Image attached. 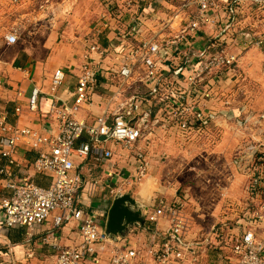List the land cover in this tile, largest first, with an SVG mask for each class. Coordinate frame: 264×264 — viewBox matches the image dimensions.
<instances>
[{
	"label": "built area",
	"instance_id": "1",
	"mask_svg": "<svg viewBox=\"0 0 264 264\" xmlns=\"http://www.w3.org/2000/svg\"><path fill=\"white\" fill-rule=\"evenodd\" d=\"M246 2L258 10H264V0H186L182 8L194 5L196 13L170 39L161 38L159 31L139 38L142 33L140 18L133 19L129 27V34L137 39V43H128L125 40L127 33L121 35L123 44L121 42L116 49L120 54L119 74L123 86L131 84L139 76L144 82L154 83L155 89L158 84L162 85V81L166 83L165 86H173V80H166L164 71L160 69L162 58L168 55L166 47L171 49L169 55L181 54L183 64L176 69L174 77L178 80L177 75L184 73L188 84L182 90H177L175 95L173 93V99L169 97L172 101H169L171 104L166 110V121L157 115L151 118V110L144 108L150 101L139 94L120 101L112 113L104 112L93 123L80 116L81 108L89 101L94 87L104 75L93 55L109 54L111 47L101 44L92 45L91 50L83 54L84 62L77 74L71 100H63L58 95L67 76L66 71L59 68L51 76L49 96L53 98L51 112L55 123L50 131L43 133L32 126L12 124L8 121L7 113L1 116L0 154L7 157V163L0 168V174L6 179L1 201L6 225L34 229L51 219L54 227L51 237L55 240L52 246L57 252L54 264H186L184 251L193 245L185 240L189 225L178 204L161 201V205L153 212L145 210L149 221L156 222L159 217L169 220L161 243L128 244L122 235L109 234L105 226L80 206L84 179L76 170L74 157L75 154L85 157L94 154L101 160L110 159L114 152L100 147L102 137L129 149L150 137L160 123L164 124L163 127L174 123L182 133L190 132L196 126L200 131L205 129L213 118L212 111L206 110V97L209 96L206 87L210 88L214 84L211 79L223 67L231 66L236 61L237 55L228 53L224 46L232 43L226 41L225 31L232 28V23L237 20ZM222 16L226 21L221 40L210 42L207 49L193 48L191 38L201 26H214ZM108 28H112L110 23ZM114 30L119 33L118 29ZM6 39L14 44L18 35L12 32L7 34ZM250 41L246 43L250 44ZM142 68L143 73L140 74ZM3 85L4 81L0 78V86ZM42 93L40 85L33 86L27 97V109L31 113L39 112ZM21 112L22 106H16L15 114L19 117ZM248 113L242 120L236 119L238 126L245 127L247 123L264 126V114L257 116ZM251 130L250 139L240 144L235 151V162L240 170H246L260 151L261 139H257V135L264 128L260 132ZM83 135L88 136V141L82 142L76 149L77 141ZM21 142L38 150L34 168L52 175L48 187L37 184L29 177H17L14 173L15 160L12 155ZM149 171V162L139 159L135 178L141 182ZM69 223L74 224L78 240L61 245L57 230ZM239 224L242 233L233 246L228 264H264V198L258 207L245 213ZM109 250L111 253L107 255ZM3 255L0 248V264H3Z\"/></svg>",
	"mask_w": 264,
	"mask_h": 264
},
{
	"label": "rangeland",
	"instance_id": "2",
	"mask_svg": "<svg viewBox=\"0 0 264 264\" xmlns=\"http://www.w3.org/2000/svg\"><path fill=\"white\" fill-rule=\"evenodd\" d=\"M166 1L170 5H178L182 0ZM163 3L165 0H0V76L10 77L9 69L17 64V57L27 55L26 51L34 57H44L46 43L62 45L59 52L69 46L85 54L92 45H102V37L107 34H113L117 39L121 32L114 31L113 27L126 29V21L130 19V25L145 7L152 5L158 9L164 6ZM243 6L234 26L229 29L236 43L224 44L228 53L237 55L236 61L223 67L211 79L214 84L206 87L209 93L206 110L213 113L206 130L214 131L211 137L196 143L200 146L206 140L204 150L193 145L192 155L186 152L184 157L178 156L173 169L157 170V178L151 177L148 181L151 182L150 191L161 182L168 187V199L173 197V192L175 198L180 199L173 198L175 200L171 199L167 204H178L187 218L189 227L185 240L193 246L184 251L186 264L226 261L242 233L239 221L249 209L258 207L264 198V130L260 132L264 126L247 123L240 127L236 123V119L242 120L246 112L257 116L264 114V10H258L247 2ZM111 21L113 27L108 28ZM215 29L212 37L217 38L224 30L221 18L217 20ZM12 32L18 35L14 44L6 39ZM247 40L251 43L247 44ZM177 83L181 87L188 84ZM222 113L227 119L224 123H217ZM222 127L226 129L220 133L217 128ZM250 128L260 132L257 135V139H261L260 151L246 170H240L235 162V151L250 139ZM148 142L153 148L162 144L159 136H152L145 145ZM223 142L226 144L222 145ZM141 148V142L129 149L119 144L114 147L117 159L114 170L119 174L120 167L124 168L117 176L118 181L110 186L118 195L135 192L141 187L135 178L136 167L142 158ZM124 172L126 175H122ZM165 176L173 181H162ZM107 179L109 181L108 176ZM147 186L144 188L148 190ZM185 195H188L187 199H184ZM42 264L52 263L49 260Z\"/></svg>",
	"mask_w": 264,
	"mask_h": 264
},
{
	"label": "crops",
	"instance_id": "3",
	"mask_svg": "<svg viewBox=\"0 0 264 264\" xmlns=\"http://www.w3.org/2000/svg\"><path fill=\"white\" fill-rule=\"evenodd\" d=\"M185 1L186 0L180 1L178 5H170L167 3L168 1L165 0V3H163L164 6L158 9L152 8V5H150L145 7L144 11L141 10L142 12L139 14V18L142 24V33L139 38L147 37L157 31L161 33V38L163 37L165 39H170L175 35L196 13V7L194 5L182 8V3ZM159 3H162V1ZM221 20L224 22L226 18L222 16ZM130 21V19L126 21V24L128 25ZM236 21L237 20L232 23V27ZM112 24L113 21L110 23L111 27H113ZM257 24L258 23H256V25ZM127 25L126 29L122 30L117 26L113 28L118 29L121 35L127 33L125 40L128 43H137V39L129 34L130 25ZM215 26L216 24L214 26L211 24H203L198 33L191 38L192 47L195 49H207L210 42L221 40L224 31L217 35V38L212 37V33L216 30ZM225 33L227 38L226 41H232L233 44L231 43L230 45H234L236 40L235 37L233 38L231 35L233 32L227 30ZM121 35L116 37L119 41L114 39L113 34L112 36L107 34L106 37H102V45L111 47L109 54H94L93 58L98 67L103 70L104 75L94 87L89 101L81 108L80 116L89 121V123H93L96 121L97 117L104 112L112 113L120 101L133 94H139L146 96L150 101L149 105H144V108L151 110L150 117L154 118L157 115L160 119L166 121L168 114H163V112H166L167 108L170 106L168 103L169 101L166 100L170 96L173 99V93L175 95L177 90L183 89V85L182 87L181 85L179 86L177 81L179 84H185L187 82V77L184 73H179L177 75L178 80H175L174 77L176 69L179 65L183 64L181 54L174 53L169 55L171 49L166 47L168 55L165 54L162 58L163 61L160 69L164 71L163 73L164 77L167 78L166 80H173V86L170 84L165 86L166 83L162 81V85L157 83V89H155L154 83L142 81L139 79L141 76H139V78L137 77L131 84H125L123 86L119 74L120 54L117 51L118 49H116L118 45H121ZM44 46L47 48L44 57H34L29 51H26L27 55L24 57H17L16 60L14 59L17 64L11 66L12 68L9 67L10 77L0 76L4 81V85L0 86V117L7 113L10 123L32 126L43 133L50 131L55 123L53 113L51 112L53 98L49 96V81L51 76L54 71L59 68H63L66 71L67 76L64 84L59 88L58 95L61 99L69 101L73 98L74 86L77 83V74L80 73V67L84 62L83 53L80 50L68 46L65 47L64 51L59 52L62 45H51L50 43H46ZM139 72L140 74L143 73V68ZM34 85H40L43 91L38 113H31L27 109V97L30 95ZM20 91L21 94H19ZM115 94L116 96L114 97ZM172 99L170 100L172 101ZM19 105L22 106V112L18 117L15 114V107ZM224 115L226 116V114L223 113L219 115L216 120L217 123H224L227 119ZM163 126L164 124L160 123L156 126L155 132L150 137L140 141L144 148H141V159L147 160L150 164L148 175L140 182L142 188L139 187L135 192L121 193L130 194L143 209V215L145 217L144 224H130L124 231L122 237L128 244L139 243L150 245L152 243H161L164 236L163 231L169 226V220L165 217H159L156 222L149 221L145 214V210L149 209L153 212L156 207L161 205V201L167 204V201L171 199V201L175 199L179 201L180 199L175 198L174 192L172 193L173 197L168 199V187L161 184L159 181V185L157 187L155 185L152 191H150L149 187L151 182L148 183V181L151 177L157 178V170H161L162 168L173 169L178 156L182 155L184 157L186 152L192 155V150L195 149L194 146L204 150L206 140H203V144L200 146L196 143L200 139H206L207 136L211 137L214 131L209 132L206 128L200 131L196 126V129L182 133L174 123H168V127ZM217 129L220 133H223L226 128L222 127V129ZM152 136H159V140L162 144L159 145L158 148H153L151 142L145 145ZM86 141H88V136L83 135L77 141L76 149L82 142ZM224 144L226 143L223 142L222 145ZM99 145L102 149L112 150L115 155L114 147L116 143L114 141L102 138ZM38 154V150L32 148L28 143L21 142L16 152L12 155L15 160L13 171L17 177H29L37 184L48 187L51 183L52 175L48 172H38L34 168V161ZM74 161L76 170L81 173L84 179L82 203L80 206L98 220L102 226H106L110 207L116 195H118L110 189V186L118 181L117 176L121 175L120 171L124 170V168L122 166L120 167L119 174L114 170L117 164V159L114 156L110 159L101 160L94 154L87 157L75 154ZM5 163H7V157L0 154V168ZM122 175H126V173L124 172ZM107 176L109 177V181ZM168 180L167 176L162 179V181L166 182L170 181ZM172 181L171 179L170 182ZM5 183V177L0 174V248L4 253L3 264H42L49 260L54 264L57 252L52 246L55 242L53 237H51L54 231L53 222L50 219L43 225L35 227L34 229L7 226L5 223L4 209L1 205ZM146 184L148 185V190L144 188ZM187 198L188 195H185L184 199ZM73 228L74 224L69 223L57 230L59 244L67 245L78 240V233ZM110 253L111 251L109 250L107 255ZM228 259L219 264H228Z\"/></svg>",
	"mask_w": 264,
	"mask_h": 264
},
{
	"label": "water",
	"instance_id": "4",
	"mask_svg": "<svg viewBox=\"0 0 264 264\" xmlns=\"http://www.w3.org/2000/svg\"><path fill=\"white\" fill-rule=\"evenodd\" d=\"M144 222L143 209L130 194L125 193L116 195L113 200L105 228L111 235H123L128 225Z\"/></svg>",
	"mask_w": 264,
	"mask_h": 264
}]
</instances>
